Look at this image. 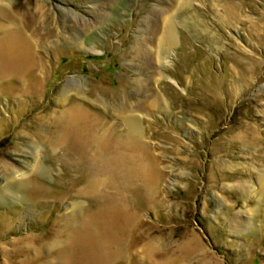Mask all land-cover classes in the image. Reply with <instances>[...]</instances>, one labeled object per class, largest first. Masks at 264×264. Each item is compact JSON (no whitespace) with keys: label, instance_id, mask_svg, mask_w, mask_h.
<instances>
[{"label":"rangeland","instance_id":"1","mask_svg":"<svg viewBox=\"0 0 264 264\" xmlns=\"http://www.w3.org/2000/svg\"><path fill=\"white\" fill-rule=\"evenodd\" d=\"M0 2V18L37 28L43 63L0 79V264H70L97 208L80 193L86 164L49 149L74 105L82 131L107 134L111 167L127 164L106 167L136 226L106 264H264V0Z\"/></svg>","mask_w":264,"mask_h":264},{"label":"bare ground","instance_id":"2","mask_svg":"<svg viewBox=\"0 0 264 264\" xmlns=\"http://www.w3.org/2000/svg\"><path fill=\"white\" fill-rule=\"evenodd\" d=\"M36 7L39 10L40 6L38 4L35 8ZM2 8L3 6L0 2L1 11H3ZM9 10V14L4 13L3 17L0 18L2 22L0 25H3L2 27L4 30L0 35V79L5 76L23 77L27 72H36L43 67L40 55L36 52V47L40 42V38H35L39 35L37 34V28H33V26L25 22L24 19H20L16 12L11 9ZM6 21L8 22L5 23ZM36 21L37 19H35L34 22ZM169 23L167 22V28L161 38L164 44H169L174 41ZM28 26H32L33 29H30L31 27ZM64 117L67 122L57 128L58 134L53 136L51 141L49 140V149L56 153L57 156L71 159L77 167H80V162L82 161L86 164V170L83 175L84 179H82L87 183V187L84 192L80 193L85 197H89L97 204L95 210L83 212L84 214H82L80 218V225L78 228L76 227L74 234L76 238L79 239L76 242L79 243H74L72 254L70 253L68 256L64 254V260L68 257L67 260H71L70 264L73 263L74 259H78L77 264H81L82 262L83 264H106L108 259H113L121 255V242H123L125 234L132 231L136 226V214H127L121 210L119 206L121 200L118 197L120 196L119 194L123 193L121 191L123 188L121 190L116 189V183L119 185L121 177L119 176V178L117 175H114L112 171L106 167H111V161H114L111 158V161H109L108 157L104 156L109 147L106 138L107 134L100 132L98 135L97 132H93L92 129L88 127L85 128V126H83L84 129L82 131L80 129V127H82L81 124H83L84 121L86 123L88 120L86 114L82 112L77 105L67 108L66 112H64ZM123 121L127 125L129 132L134 135L131 141V147L134 154L138 155L141 147V142L139 141L141 133L138 117H136V115L124 113ZM78 137L81 138L82 142L76 143V145L73 141L75 142ZM89 146H94V150L92 151L93 155L91 157L85 156V151ZM59 149H61L62 152H58L57 150ZM37 153L36 149L35 154ZM115 163L117 169L120 167L124 169L127 166L123 161L119 162L118 160L115 161ZM76 166H74V168H76ZM116 168L112 169L116 171ZM120 172L121 171H119V173ZM150 173L151 175L154 174L153 172ZM121 183L123 182L121 181ZM120 187H122V185ZM123 221L125 223L121 225ZM137 240L138 238H133L130 251L135 258L140 253ZM111 246L114 247L112 248L114 249L112 253L109 251ZM152 247L151 244L147 243L142 247L141 251L148 254ZM98 260L100 261L98 262Z\"/></svg>","mask_w":264,"mask_h":264}]
</instances>
